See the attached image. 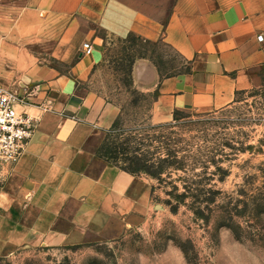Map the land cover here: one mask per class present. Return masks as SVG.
Wrapping results in <instances>:
<instances>
[{"label": "crops", "instance_id": "crops-1", "mask_svg": "<svg viewBox=\"0 0 264 264\" xmlns=\"http://www.w3.org/2000/svg\"><path fill=\"white\" fill-rule=\"evenodd\" d=\"M96 29L173 43L191 58L190 71L152 86L158 123L225 109L264 76V0H0V88L26 96L20 110L37 121L0 183V257L107 241L149 213L150 179L96 154L120 115L80 93L103 58ZM134 69L138 79L154 68L142 59Z\"/></svg>", "mask_w": 264, "mask_h": 264}, {"label": "rangeland", "instance_id": "rangeland-1", "mask_svg": "<svg viewBox=\"0 0 264 264\" xmlns=\"http://www.w3.org/2000/svg\"><path fill=\"white\" fill-rule=\"evenodd\" d=\"M96 31L104 40L103 58L80 93L116 104L122 128L138 130L153 148L169 145L179 151L185 162V171L174 177H182L179 193L184 185L196 190L172 213L166 203H176L167 195L171 186L136 176L156 187L139 224L107 241L14 250L1 256L0 264H264V76L225 109L174 112L171 121L158 123L152 118L158 97L152 86L190 71L191 58L173 43L116 39ZM142 59L154 69L137 79L134 65ZM11 171L6 169L7 177ZM199 208L201 216L195 214Z\"/></svg>", "mask_w": 264, "mask_h": 264}, {"label": "trees", "instance_id": "trees-1", "mask_svg": "<svg viewBox=\"0 0 264 264\" xmlns=\"http://www.w3.org/2000/svg\"><path fill=\"white\" fill-rule=\"evenodd\" d=\"M127 73L128 77L131 78L132 69ZM159 128H162V126L156 127V129ZM147 141L138 130L133 131L122 128L120 118H118L107 132L96 154L100 159L133 176L145 175L155 180L160 187L171 186L172 190L167 195L173 197L176 203L173 205L170 200L166 203L170 206L172 213H178L188 195L196 190L184 185V192L179 193L181 189L177 182L181 181L182 177L180 176L178 179H174V177L180 171H185V162L179 156V151L169 145L167 147L157 146L153 148V144L147 143ZM150 147H152L153 152ZM155 190L156 187H153L151 196H153ZM192 199H196V196H192ZM197 200L196 202H199ZM195 214L201 216V209H197Z\"/></svg>", "mask_w": 264, "mask_h": 264}, {"label": "built area", "instance_id": "built-area-1", "mask_svg": "<svg viewBox=\"0 0 264 264\" xmlns=\"http://www.w3.org/2000/svg\"><path fill=\"white\" fill-rule=\"evenodd\" d=\"M258 39L263 41L262 36ZM84 50L90 55L93 48L85 43ZM27 103L26 96L0 88V181L7 177L6 169L12 170L22 159L37 128L36 119L20 110Z\"/></svg>", "mask_w": 264, "mask_h": 264}]
</instances>
